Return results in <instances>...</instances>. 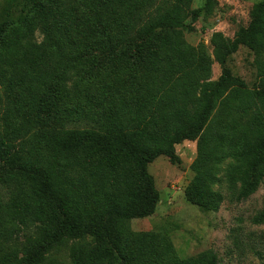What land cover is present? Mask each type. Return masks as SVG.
<instances>
[{"label": "trees", "instance_id": "trees-1", "mask_svg": "<svg viewBox=\"0 0 264 264\" xmlns=\"http://www.w3.org/2000/svg\"><path fill=\"white\" fill-rule=\"evenodd\" d=\"M192 1L0 11V264H54L68 245L72 264H220L211 250L180 259L166 234L129 224L158 203L149 164L178 163L183 141L196 143L184 195L199 209L264 184V0L232 38L212 34L211 55L184 39L200 14ZM241 47L254 54L251 87L226 66ZM252 222L264 225V207Z\"/></svg>", "mask_w": 264, "mask_h": 264}, {"label": "rangeland", "instance_id": "rangeland-1", "mask_svg": "<svg viewBox=\"0 0 264 264\" xmlns=\"http://www.w3.org/2000/svg\"><path fill=\"white\" fill-rule=\"evenodd\" d=\"M263 0H217L212 13L206 15V0H193L192 9H200L194 30L182 27L185 41L192 46L202 45L212 54L210 39L213 33L221 32L232 38L234 33L250 21V11L254 4ZM22 0H0V11L9 9V15H17L23 8ZM189 20L185 22L188 24ZM37 40L41 39L36 33ZM254 54L241 47L226 63L234 75L241 78L249 87L256 83L253 67ZM221 73V66L212 65V80ZM180 161L171 163L166 157L159 156L148 166L159 200L152 215L130 220L135 232L155 231L168 236L176 256L180 259L196 257L205 251L216 253L220 264H261L264 261V225L252 222L254 215L264 207V184L248 198L239 202L225 198L216 211L201 210L189 203L184 189L191 181V164L196 157V143L183 141L175 146ZM226 162L220 165L221 173ZM226 195L222 183L213 186ZM22 233L18 240L25 242ZM54 264H72L70 245L51 257Z\"/></svg>", "mask_w": 264, "mask_h": 264}]
</instances>
